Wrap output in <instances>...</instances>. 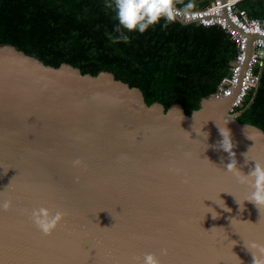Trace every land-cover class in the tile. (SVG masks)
Listing matches in <instances>:
<instances>
[{
  "label": "water",
  "instance_id": "95a60500",
  "mask_svg": "<svg viewBox=\"0 0 264 264\" xmlns=\"http://www.w3.org/2000/svg\"><path fill=\"white\" fill-rule=\"evenodd\" d=\"M233 96L202 97L186 114L178 102L148 104L111 71L0 43V204L11 201L0 208V264H139L146 253L161 264H252L244 243L264 244V208L226 170L219 128L244 174L264 164V130L238 121ZM39 207L65 213L50 235L30 218Z\"/></svg>",
  "mask_w": 264,
  "mask_h": 264
},
{
  "label": "trees",
  "instance_id": "16d2710c",
  "mask_svg": "<svg viewBox=\"0 0 264 264\" xmlns=\"http://www.w3.org/2000/svg\"><path fill=\"white\" fill-rule=\"evenodd\" d=\"M114 0H0V43H10L46 64L68 62L85 73L111 71L116 78L139 87L145 101H158L167 108L180 103L186 114L199 107L220 80L228 75L236 53L235 43L217 25L182 23L162 19L143 33L121 32ZM208 0H183L191 9ZM237 7L249 16L264 18V0H239ZM256 89L245 96L236 116L264 130V64L257 68Z\"/></svg>",
  "mask_w": 264,
  "mask_h": 264
},
{
  "label": "clouds",
  "instance_id": "9594fccd",
  "mask_svg": "<svg viewBox=\"0 0 264 264\" xmlns=\"http://www.w3.org/2000/svg\"><path fill=\"white\" fill-rule=\"evenodd\" d=\"M177 4H183V0H114L112 4H107V7L113 8L115 11L119 25L116 27L115 31L119 32L120 35L113 38V43L121 40L125 43L129 42V37L121 32V28L129 32L138 30L140 33H143L150 25H155L162 19L165 21L164 26L166 27L167 23L174 22L177 17L182 15L185 19L189 18L188 13L193 7V4L189 3L184 5L183 12L176 8ZM219 131L223 137L220 147L227 152L230 157V162L227 163L226 170L232 172L239 183L249 186L251 191L245 200L253 203L260 211L261 208H264V164L254 160V168L247 174H244L237 167L235 152L232 150L234 145L231 140L230 131L226 127L223 129L219 128ZM204 133L206 139L208 133ZM247 161L248 158L246 157L245 163H247ZM81 163L79 159L73 161L74 166H79ZM244 201L240 202L236 200L241 211L244 210ZM223 205V207L219 206L225 211H231V209L225 205L224 201ZM10 207L11 201H4L0 204V208L4 210ZM209 209L210 211L208 213H211L212 218H218L219 214L212 207H209ZM64 216L65 213L61 210L53 212L49 208L39 207L32 210L30 218L44 235H50L63 220ZM244 246L246 250L251 253L252 264H264V244L250 241L244 243ZM161 251L162 254H166V249ZM236 258L239 264H243V261L237 255ZM139 264H161V262L154 253H146L142 262H139Z\"/></svg>",
  "mask_w": 264,
  "mask_h": 264
},
{
  "label": "built area",
  "instance_id": "2783aa9c",
  "mask_svg": "<svg viewBox=\"0 0 264 264\" xmlns=\"http://www.w3.org/2000/svg\"><path fill=\"white\" fill-rule=\"evenodd\" d=\"M239 0H208L207 4L190 9L188 16L177 18L198 22L205 26L221 27L235 43L236 53L230 62L229 73L217 84L211 93L214 96H231V111L239 114L238 108L247 93L259 79L257 68L264 64V18L251 17L245 9L238 8ZM183 12V8L176 5ZM252 36V38H250ZM251 44L249 53L248 43Z\"/></svg>",
  "mask_w": 264,
  "mask_h": 264
}]
</instances>
